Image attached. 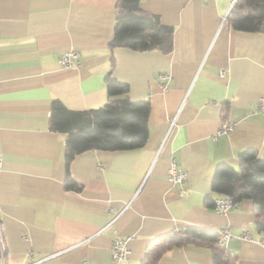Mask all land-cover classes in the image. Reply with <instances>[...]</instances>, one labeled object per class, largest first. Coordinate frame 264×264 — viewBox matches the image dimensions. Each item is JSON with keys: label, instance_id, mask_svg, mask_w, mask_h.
Returning <instances> with one entry per match:
<instances>
[{"label": "crops", "instance_id": "0c3cea01", "mask_svg": "<svg viewBox=\"0 0 264 264\" xmlns=\"http://www.w3.org/2000/svg\"><path fill=\"white\" fill-rule=\"evenodd\" d=\"M118 0H0V222L6 264H141L160 234L188 224L229 226L226 251L237 264H264V245L238 237L258 229L254 202L228 213L209 197L220 163L242 152L264 157V32L232 27L233 0H141L172 25L173 46L138 50L110 45ZM81 52L80 64L60 56ZM224 74H221V71ZM128 90L109 97L106 80ZM165 74V77H161ZM166 83V87H163ZM149 100V136L137 148L90 149L65 159L67 135L51 128L54 100L73 110L109 100ZM235 122L215 138L223 120ZM175 157L187 172L185 195L168 179ZM67 177L81 187L67 188ZM131 236L114 260L116 238ZM157 264H214L212 250L188 244Z\"/></svg>", "mask_w": 264, "mask_h": 264}, {"label": "trees", "instance_id": "16d2710c", "mask_svg": "<svg viewBox=\"0 0 264 264\" xmlns=\"http://www.w3.org/2000/svg\"><path fill=\"white\" fill-rule=\"evenodd\" d=\"M141 0H118L115 33L112 47L125 46L138 50L161 49L173 46L172 25L143 9ZM226 20L232 27L247 31L264 32V0H235ZM109 97L126 92L129 88L110 76L106 80ZM149 100L131 101L128 98L109 100L104 105L86 110H73L56 99L52 103L51 128L67 135L65 159L67 167L76 154L90 149L121 150L143 146L149 136ZM67 188L80 189L71 177ZM212 189L238 203L249 198L254 202L256 225L264 230V157L248 149L241 153L237 166L220 163L212 180ZM215 197L207 199L214 206ZM188 244L208 246L214 264H237L235 256L219 242L217 230L183 224L158 235L147 247L141 264H157L170 249Z\"/></svg>", "mask_w": 264, "mask_h": 264}, {"label": "built area", "instance_id": "2783aa9c", "mask_svg": "<svg viewBox=\"0 0 264 264\" xmlns=\"http://www.w3.org/2000/svg\"><path fill=\"white\" fill-rule=\"evenodd\" d=\"M234 1L235 0H233V3ZM80 56H81V52L78 49H69L61 54L60 63L63 67H72L79 65ZM221 74H224L223 70L221 71ZM160 76L165 77V74H161ZM163 87H166V83H163ZM256 111L264 113V96L259 98L256 105ZM234 127H235V122L228 119L223 120V122L220 124V126L215 132V138H217L221 134L229 133L234 129ZM1 165H2V155L0 153V170H1ZM186 178H187V172L180 167L177 159L175 157H172L168 167V179L173 184L179 185L178 192L180 195H185L187 193V188L184 185ZM236 204L237 203L234 202L232 197L226 195L215 197L214 200V207L217 210V212L221 214L228 213V211L232 207L236 206ZM217 233L219 234L220 244L222 245V247L227 248L230 238L234 236V234L231 232L230 227L224 226L218 228ZM237 236L242 239L255 240L264 245V234L257 238H253L249 231H244L241 234H238ZM130 238L131 236H127L124 238H116L113 241L111 252L114 260H122L127 257V254L129 252L127 248V241ZM0 264H6V245L1 233V222H0Z\"/></svg>", "mask_w": 264, "mask_h": 264}]
</instances>
